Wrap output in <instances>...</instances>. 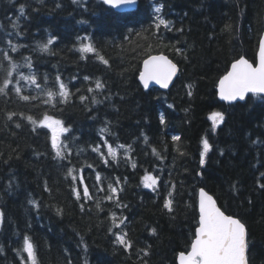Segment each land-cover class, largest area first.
I'll list each match as a JSON object with an SVG mask.
<instances>
[{
	"label": "trees",
	"instance_id": "1",
	"mask_svg": "<svg viewBox=\"0 0 264 264\" xmlns=\"http://www.w3.org/2000/svg\"><path fill=\"white\" fill-rule=\"evenodd\" d=\"M263 3L136 0L119 13L102 0H0V50L24 45L10 52L14 61L29 58L50 89L60 75L69 93L54 108L0 96V264H177L198 226L200 188L244 223L248 264H264V97L225 104L216 96L233 60L255 62ZM48 39L51 54L35 48ZM82 44L95 51L80 53ZM152 54L180 67L167 91L138 82ZM213 112L223 116L215 129ZM46 114L69 130L59 137L63 160L51 132L27 120ZM145 175L158 178L155 190L144 188Z\"/></svg>",
	"mask_w": 264,
	"mask_h": 264
},
{
	"label": "snow or ice",
	"instance_id": "2",
	"mask_svg": "<svg viewBox=\"0 0 264 264\" xmlns=\"http://www.w3.org/2000/svg\"><path fill=\"white\" fill-rule=\"evenodd\" d=\"M135 2L136 0H103L105 5H109L112 8L131 5ZM19 11L23 14V7ZM156 11L159 12L160 9L157 8ZM79 23H86V21H79ZM159 24L167 26L164 19H160ZM13 27H19V25L13 22ZM16 35L19 36L20 33H16ZM84 39H87V37ZM51 44H53V40L48 39L46 43L38 42L35 48L42 53L51 54L49 50V45ZM18 47H24V45L11 44L10 50H0V96H8L14 92L22 101L38 102L43 105H51L54 108L55 98H66L69 94L66 84L61 81L60 75L56 76L55 84L51 85V89L49 85L50 77L47 75L44 77L43 83H41L38 75L32 71L33 64L29 58L24 57L23 62H15L10 55V52H16ZM259 48L258 66H253L246 59L240 58L232 63L231 70L219 79L218 92L221 100L228 102L245 101L249 93L255 96L264 94V37L259 41ZM78 51L82 54H87L95 50L91 44H82ZM81 58L83 59V56ZM25 69H27L26 72L24 71ZM175 71L176 66L164 57H152L144 61V70L140 73L139 79L145 89L153 81L161 88H166ZM85 79L87 80L88 77H85ZM56 84H58V92L54 90ZM104 87L105 85L102 82L96 81V90H101ZM88 91L92 92L93 89L89 88ZM45 96L46 99L44 98ZM84 99L85 97L81 96V100L83 101ZM92 99L93 103H100L95 97ZM56 102H63V100H57ZM13 115L15 113H10L8 118L12 119ZM21 118H23V114H21ZM209 119L215 129L218 122L223 121V116L218 112H213ZM27 120L31 124L47 128L51 132V147L55 152L56 158L65 159L68 145L61 142L59 137L69 130L63 126L62 121L54 119L47 114L39 121L33 119L31 115L27 116ZM160 123L164 124L163 117H161ZM108 132V127L99 129L101 136ZM174 139H178V137H174ZM121 147L123 146L121 145ZM202 149L200 153L201 165L205 162V154L210 151V145L207 140L203 141ZM93 150L98 151L99 149L94 148ZM108 152L114 155L112 147H108ZM133 167H135V164H133ZM74 171L73 168L67 169V176L72 177L73 180L75 179ZM157 179V177L152 175H145L142 181L144 188L155 190ZM112 191L115 192V189H112ZM73 192H76L75 188ZM83 196L91 199L87 187L84 188ZM30 203L34 204L33 201H30ZM165 207H170V202L166 201ZM116 239L125 247L128 246L121 236H117ZM25 246L29 259H33L32 246L28 243L27 238H25ZM246 247L245 225L239 219L225 215L216 206L212 197L206 196L205 192L201 191L198 227L195 229L190 251L178 253L176 257L177 264H246ZM145 255H147L146 252Z\"/></svg>",
	"mask_w": 264,
	"mask_h": 264
},
{
	"label": "water",
	"instance_id": "3",
	"mask_svg": "<svg viewBox=\"0 0 264 264\" xmlns=\"http://www.w3.org/2000/svg\"><path fill=\"white\" fill-rule=\"evenodd\" d=\"M102 1H103V0H102ZM108 6H109V5H108ZM109 7H111V6H109ZM133 7H134V4L127 5V6H121V7H119V8H112V7H111V8H112L113 10H115L116 12H119V13H125V12H130V11H132V10H133ZM262 37H264V3H263V30H262V32H261V35H260L259 41H260V39H261ZM259 41H258V47H257V51H256V55H255V62H254V63L251 62V61H249L247 58H245V57H243V56H242V57H239L238 59H240V58H244V59H246L249 63L253 64V66H258V62H259V54H260ZM161 56L164 57L166 60L170 61L172 64H174V65L176 66V71H175V73L173 74V76L171 77V79L169 80L168 86H167L166 88H161L158 84H156V83L153 81V82H150V83H149V87H148L147 89H145V88L143 87V84L140 82V79H139L140 73L144 70V61L147 60V59H150V58H152V57H161ZM238 59H236V60H238ZM236 60H233V61L230 63V65L228 66V69H227V71H226V73H225L224 75H226L227 72L231 70V65H232V63L236 62ZM179 72H180V67H179L178 64H177L176 62H174V61H173L168 55H165V54H152V55H149L148 57H146V58L142 61V63H141V69H140V73H139V75H138V82H139L140 86H141L144 90H148V89H150V88H152V87H155V88H157V89H160L161 91H167V90L170 89L171 86L174 84V82H175V80H176V78H177ZM224 75H223V76H224ZM221 77H222V76H221ZM221 77H220V78H221ZM220 78H219V79H220ZM219 79H218V81H217V85H216V96H217V99H218L220 102H223V103H225V104H234V103L244 102V101H233V102H228V101H223V100H221V99L219 98V92H218V83H219ZM249 95H253V94H251V93L247 94L246 99H247V97H248ZM260 96H261V97H264V94H261ZM201 191H204L205 194H206V196H211L212 199H213V201H215L216 206H217V207H218V208H219V209H220L225 215H228V216H231V217H233V218H235V219H238V218L235 217V216H232V215H229V214L225 213V212L221 209V207L218 205L216 199H215L211 194H209L204 188H200V189L198 190V193H197V210H198V215H199V202H200V192H201ZM198 220H199V216H198ZM239 220H240V219H239ZM240 221H241V220H240ZM241 222H242V221H241ZM242 223H243V222H242ZM243 224H244V223H243ZM197 227H198V226H197ZM245 228H246V227H245ZM246 244H247V230H246ZM188 251H190V249H189ZM245 258H246V264H248V259H247V247H246Z\"/></svg>",
	"mask_w": 264,
	"mask_h": 264
},
{
	"label": "rangeland",
	"instance_id": "4",
	"mask_svg": "<svg viewBox=\"0 0 264 264\" xmlns=\"http://www.w3.org/2000/svg\"><path fill=\"white\" fill-rule=\"evenodd\" d=\"M116 148H113V150H115Z\"/></svg>",
	"mask_w": 264,
	"mask_h": 264
}]
</instances>
